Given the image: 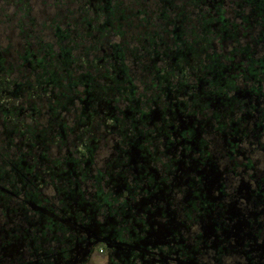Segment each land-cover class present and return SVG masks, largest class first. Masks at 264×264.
Returning a JSON list of instances; mask_svg holds the SVG:
<instances>
[{"label":"flooded vegetation","instance_id":"obj_1","mask_svg":"<svg viewBox=\"0 0 264 264\" xmlns=\"http://www.w3.org/2000/svg\"><path fill=\"white\" fill-rule=\"evenodd\" d=\"M51 2L50 40L2 48L0 264H264V0L109 22ZM82 17L107 28L76 45ZM57 24L70 60L32 75Z\"/></svg>","mask_w":264,"mask_h":264},{"label":"rangeland","instance_id":"obj_2","mask_svg":"<svg viewBox=\"0 0 264 264\" xmlns=\"http://www.w3.org/2000/svg\"><path fill=\"white\" fill-rule=\"evenodd\" d=\"M53 0H29L28 5L31 9L29 17H32V22L24 15V4H20V8L16 9L13 2L7 0H0V47H5L6 51H9L7 59L11 60L15 58L16 54L21 53L24 47L18 45V41L24 40L23 33L19 35L20 26L25 30L26 37L32 43L37 39L50 40L51 39V24L52 19L57 14L55 7L51 6ZM138 1V4H135ZM115 3H119L120 9L123 8V12L134 14L138 9H143L145 12H195V6L192 4V0H171L172 4H163L160 0H114ZM142 3V6H140ZM26 5V4H25ZM26 5V8L27 6ZM74 6H76L74 4ZM18 7V6H17ZM117 14V13H116ZM133 24L137 20L129 19ZM122 21V20H121ZM154 22H156L154 20ZM130 34L136 32V29L131 27ZM28 34L30 36L28 37ZM77 51L75 52V54Z\"/></svg>","mask_w":264,"mask_h":264},{"label":"trees","instance_id":"obj_3","mask_svg":"<svg viewBox=\"0 0 264 264\" xmlns=\"http://www.w3.org/2000/svg\"><path fill=\"white\" fill-rule=\"evenodd\" d=\"M163 4H167V5H171L172 2L171 0H160ZM198 0H192V4L194 5H198L197 4ZM75 5L74 6V10L75 12H85V13H91L95 16H106L105 21L109 22L112 21L111 19H109V17L112 14H116L118 11H123L120 6L119 3H115L114 0H74ZM58 4H60V1L57 2ZM94 18V17H93ZM93 18H88V17H82L80 18V20L76 19V24H75V31H74V41L73 44L78 43V40H81V43H83V41H85V36H90V34L93 32V30H97V31H104L103 28H107V25L101 26L100 24H93ZM99 21V18H97V22ZM104 21V22H105ZM96 22V21H95ZM90 24V26H89ZM107 24V23H106ZM101 26V27H100ZM83 29H85L83 31ZM53 32L54 34L57 36V40L55 41L56 43V47L53 48L51 43H46L45 45H41L42 49H47L43 56V57H37L35 55L34 52H29L28 48H26V52L23 55L24 57H22V59L26 60L27 62H29L28 64L30 65V67H26L25 70L26 71H30L31 74L33 75V73L35 72L36 69H38L39 67H35V61L36 59L40 60H44L47 58H51V59H57V60H61L64 61V63L68 62L70 60V54H71V46H69L71 40H72V34L69 33L68 29L66 27H62L59 24L53 26ZM57 48H58V52H57ZM3 49H1L0 47V69H3V61L5 60V57L3 55ZM31 54V55H30ZM66 61V62H65ZM41 64V63H39ZM34 65V66H33ZM43 70L44 69H48L45 65H43ZM66 68V66H61V69ZM50 72L45 73V75H51L54 74L51 71L53 70V68H49ZM56 82V81H55ZM27 85V83L25 84ZM32 85V92L35 91V86H36V82L32 81V83L30 84ZM21 85H19L20 87ZM17 88V92L19 91L20 88ZM37 87V86H36ZM7 91V90H6Z\"/></svg>","mask_w":264,"mask_h":264}]
</instances>
